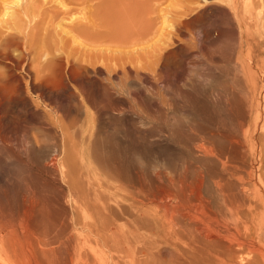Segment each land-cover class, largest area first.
<instances>
[{"label":"bare ground","instance_id":"1","mask_svg":"<svg viewBox=\"0 0 264 264\" xmlns=\"http://www.w3.org/2000/svg\"><path fill=\"white\" fill-rule=\"evenodd\" d=\"M90 2L0 0V152L7 161L14 154L16 162L25 165L21 155L33 154L36 148L42 151L43 143L56 141L46 151L52 149L54 154L63 155L64 161L60 165L53 161L43 168L56 172L61 169L66 173L72 198L80 194L83 200L78 210L92 218L88 232L112 250L109 264H264V214L259 211L264 209V198L255 188L254 179L238 176L240 172L246 173L248 142L264 170V86L261 94H256L257 98L254 93L243 90L238 77H244L245 67L238 64L231 77L228 72L222 76L223 84L215 77L214 88H209L207 101L214 110H209L212 117L205 116L201 122L195 121L196 117L187 120L191 138L184 139L187 147L192 143L188 148L201 161L197 170L204 165L208 169L216 166L222 169L221 177L217 178L216 167L214 180L210 172L213 189L207 188L205 197L198 191V197L192 199L193 195L188 194L192 193L191 189L186 193L183 185L190 175L188 168L173 171L166 166L172 173L157 166L153 171L121 168L120 158L125 150V103L132 98L139 99L137 88L128 80L156 84L154 76L161 74L164 79L161 83L171 85L167 75L179 55V51L171 48L179 43H172L166 35L169 38L157 53L154 50L156 54L150 61L151 67L147 64V73L141 72L145 67L140 71L136 65L130 67V62L127 66L121 62L123 57L119 58V49L112 53L109 49H98L104 39L111 35L114 38L116 34L109 25L112 20L109 9L113 5L105 11V2H101V11H96ZM255 4H260L258 9ZM247 7L245 12L233 15L253 28L250 35L255 44L251 41L245 44L250 49H259L264 45V0H247ZM193 11L186 15L190 17L186 21L178 20V26L199 22L202 16H191ZM66 41L71 47H65ZM67 49L76 53L71 54ZM109 53L118 57L109 59ZM201 57L214 63L215 68L212 51H205ZM199 63L197 60L194 67L189 66L190 90L173 91L179 110L191 115H201L198 111L202 110L194 102L195 85L201 79L208 82L211 78L205 75L207 71L203 74L192 70ZM182 82L184 87L186 83ZM167 88V97H173ZM19 99L25 102L22 104L25 115L31 112L38 118L30 129L28 141L21 137L12 140V133L20 125L12 119L20 118L21 114L13 115L11 111ZM190 102H194L192 106ZM170 126L174 128L169 132L172 136L182 133L179 130L182 126L177 123ZM140 151L136 147L134 153ZM83 155L92 159L93 169L96 165L105 170L101 177L85 167ZM73 156L79 158L80 164ZM256 179L264 184L261 174ZM117 181L127 185L126 192L114 186ZM202 183L200 180L201 187ZM28 184L31 190L25 200L30 211L29 224L38 223L44 234V240L33 245L35 255L48 264H72L69 242L63 238L68 228H74L75 219L63 223L69 209L46 193L43 189L46 182L36 186L38 183L30 178ZM149 203H156V209H146ZM36 207L40 210L36 211ZM2 213L0 209V233L12 232L15 226L5 222ZM59 216H63L61 223H58ZM50 230L56 235L46 239ZM82 262L98 264V256L84 255Z\"/></svg>","mask_w":264,"mask_h":264},{"label":"rangeland","instance_id":"2","mask_svg":"<svg viewBox=\"0 0 264 264\" xmlns=\"http://www.w3.org/2000/svg\"><path fill=\"white\" fill-rule=\"evenodd\" d=\"M110 1L91 0L90 2V5L92 4L93 6V10L96 11L101 8L100 6H102L101 4L104 2L107 7H105V11L111 7L110 5H113L109 9L110 12H112V20L109 25L112 26L111 28H113L116 34L114 38L111 35L108 39H104L100 45L99 43H94V45H99L98 49H109L111 53L119 49V51H121L119 53V58L123 57L121 58V62L124 61L125 65L130 62V67L131 65L132 67L136 65V67L138 66L137 68L145 67L144 71L142 70L143 68H141L140 71L142 70L141 72L147 73V64L151 67V59L154 58L153 56L159 51V47L162 46L167 38L170 37L172 43L173 41L179 43L173 45L171 48V50L179 51V55L176 57V66L174 65L170 74L167 75L169 76L171 85L166 86L161 83L164 81L163 77L160 76L161 74H156V77L154 76L156 79H153L155 80L153 82H156V84L152 83L153 85L146 83L144 80L138 81L132 78L128 80L129 83H132V85L137 88L139 99L135 100L132 98L125 103L127 108L124 116L126 130L123 144L125 150L123 152L124 154H121L120 166L121 168L123 167L135 171H153L157 166L171 173L175 170L183 171L185 168H188L190 175H188V181L183 185L186 193L190 192L189 189H191L192 193L188 194L193 195L194 198L192 197V199L198 197V191L205 197V190L207 188L210 189V191L213 189L212 181L214 180L213 178L217 171L216 167L218 166L208 169V167L204 165L197 170V168L201 166V161L196 157L197 154H195L194 151H190L191 149L188 148H191L192 143L189 142L188 147L185 144L187 141L184 138H191V133L187 129V120L196 117L194 120L201 122L202 118H205V116L208 118L211 116L209 110L213 109V107H210L207 96L210 94V86L214 88V78H218L219 82L223 84L222 76L228 72L229 77H231V74L235 73L234 70L236 66L241 64L245 67L244 77L239 76L238 78L242 84L243 90L251 92L252 94L254 93L255 98L263 91L264 53L262 52L264 51V45H260L259 49L258 47H256V49H250L245 42L248 43V41H251L252 45L255 44V41L251 38L253 28L248 25V22L235 18V15H237L236 12H245V10L248 9L247 0H206L204 2L203 0ZM259 5L260 4H255V7L258 9ZM150 7L153 8L151 9ZM147 8L150 10L148 9V11ZM190 10H194L191 16H202V18H200L201 20L199 19V22L190 24L187 27L178 26L179 21H186L190 18L186 16ZM149 20L152 21V23H150ZM145 29H148V31L146 30V32L149 33H147L148 35L145 33ZM231 30H233V33L230 32ZM255 32L256 28L254 30V33ZM260 36L261 34L259 33L256 37L257 40L260 39ZM205 39L208 42H206ZM241 40L243 42H241L242 45L239 42ZM67 41L65 47L69 48L72 44ZM80 41H82V39ZM71 51L72 50H69L68 52ZM205 51H212L214 53L215 58H213V61L216 62L215 68L213 66L214 63H211L210 60L208 61L207 58L204 59L201 57L202 53H205ZM73 52H71V54H73ZM111 53L107 54V56L110 55L109 59L118 57ZM200 58L202 59L200 60ZM197 60L200 63L192 70L203 74L207 71L205 75H210L211 78H209L208 82H204V80L201 79V83L195 85L198 89H196L195 92L193 90L194 88H191V92H194V95L197 97L196 101H194L197 102L195 105L202 107V110L200 109L198 111L201 115H197L196 113L191 115L179 110V105L177 104L175 96H173V91L175 89L190 90L191 82L188 79L189 66L191 68L192 66L194 67ZM251 61L252 64L250 63ZM159 77L162 79L158 81L157 78ZM182 81L186 83L184 87ZM161 85L164 86L162 87ZM167 87H169L168 91L173 96L170 97L169 95V99L167 97L168 93L166 92V89H168ZM161 88L164 90H160ZM163 97L165 100H163ZM19 100L20 103L14 102L11 111L13 115L14 113L21 114L20 118H18L21 120L16 119L15 116L12 119L14 122L20 123L19 128L15 129V132L12 133V140H15V137H21L28 141L31 135L30 129L33 128L32 126L37 122L38 118L35 115L32 116L31 112L25 115L26 111H23L24 107L22 105L25 102L23 99ZM164 101L171 102H169L170 104H166ZM194 102H190L189 105L192 106ZM211 111L214 112V110ZM174 123L184 128H179L182 132L180 135L172 136V134H169V132H171L170 129L174 130V128L170 126ZM136 141L138 143L137 146ZM53 142L56 143L55 140H48L46 143H43L40 147L42 151L36 148V152L33 154H29L28 156L21 155V160L25 165L18 164L14 154L11 155V160L7 161L4 154L0 152V209L4 211L5 215L3 213L2 215L5 222H9L11 223L10 225L15 226V228H11L12 232L7 233L2 231L0 233V264L47 263L39 260V256L35 255L36 251H34L35 249L33 247L37 241L44 240V234H42L41 227L38 223L29 224L31 220L29 218L30 211H28V204L25 199H28L27 192L31 190L28 188L30 187L28 184L30 178L38 183L36 186L41 185L42 182H46V187H43L46 193L50 197L52 195V198H57L58 202L63 204L64 207L67 206L69 209L67 220H64V218H66L65 216L63 222L62 218H60L63 216H59L58 223H66L67 221L70 222L71 219H75L76 224L74 228H68L69 231H65V237L63 236V239L69 242L68 255L72 259V264H82V257L84 255L94 253L98 256V264H109L110 256L113 254L112 250L107 247L105 248L101 240L97 239L98 241H96V238H93V234L88 232L87 226L91 224L92 218L89 217L88 214L78 210L83 200L80 194L72 198L66 173H62L61 169H58L56 172L43 168V165L47 164L50 166L53 161H55L57 165L58 163L60 165L64 161L65 157L63 155L54 154L52 149L46 151V149H49L51 145L54 144ZM136 147L141 150L139 153H134ZM246 148L248 151L246 173L240 172L238 176L241 175L245 180L248 178L254 179L255 181L253 183L256 182L255 188L259 195L264 198V192L261 190L264 189V184H261L259 180L256 179L260 174L264 177V170L260 166V160L253 154L254 149L250 142H248ZM15 149L16 147L13 145V150ZM83 157L85 159V167H89L93 175H99L101 177L105 170L103 171L102 167L96 165L93 169L91 165L92 159L84 155ZM73 159L77 162L79 160L76 156H73ZM28 162L30 164H28ZM78 164L80 163L78 162ZM166 166L174 170L170 171ZM219 171L222 172L220 167H218L216 173V176H218L217 178L221 177ZM210 172L213 174V177H211L213 180L210 179ZM200 180L204 181L202 187L200 186ZM114 183L115 187L125 189V192L126 189H128L125 183L118 181ZM156 206V203H149L146 209L155 210ZM5 210L7 211L5 212ZM35 210L37 211L40 209L36 207ZM259 211L261 214H264L263 208ZM24 216H28V219H25ZM82 225H85V229L84 227L82 228ZM47 235L46 239H51L56 233L50 230ZM92 249H94V251Z\"/></svg>","mask_w":264,"mask_h":264}]
</instances>
